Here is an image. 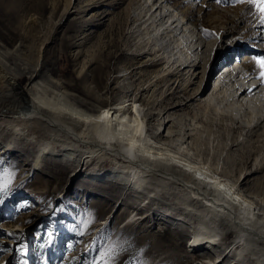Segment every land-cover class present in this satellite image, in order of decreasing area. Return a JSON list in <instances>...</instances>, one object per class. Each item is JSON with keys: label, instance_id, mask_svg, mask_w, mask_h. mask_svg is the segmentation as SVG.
<instances>
[{"label": "rangeland", "instance_id": "374dc122", "mask_svg": "<svg viewBox=\"0 0 264 264\" xmlns=\"http://www.w3.org/2000/svg\"><path fill=\"white\" fill-rule=\"evenodd\" d=\"M3 1L6 6L15 1L22 8L20 14L7 10L5 23L19 20L25 25L23 31L32 35L34 56L42 54L39 68L47 70L51 79L65 82L63 89L70 94L67 99L71 101L74 93L81 95L84 86L98 85L102 89L105 70H109L99 65L105 60L102 55L108 51L120 53L111 59L112 76L107 80L118 90L111 102L118 103L125 97L136 114L131 99L145 89L140 93L138 109L145 120V131L149 130L146 136L159 145L169 144L213 173L217 170L218 180L235 184L242 195L238 199L255 203L256 214L264 216V111L253 119L245 115L244 109L235 108L234 120H225L226 125L222 126L219 113L230 109L228 105L233 102L238 85L231 82H236L241 72L233 75L234 81L223 84L221 90L213 87L215 82L223 83L218 72L231 54L233 63L258 73L254 78L261 82L257 100L263 98L264 102V79L260 77L259 65L247 68L242 60L247 52L254 58L264 56V27L258 26L250 33L247 20L241 22L240 28L230 29L242 15L252 14L259 22L261 14L255 4H249L250 0ZM191 5L193 18L188 19L185 12ZM68 8L70 12L65 13ZM238 11L241 15H236ZM32 14L37 16V22L30 26ZM170 26L175 32L170 31ZM217 26L229 28L228 34L224 36ZM0 41L6 44L1 37ZM158 49L161 50L156 52ZM141 52L149 54L139 55ZM217 52L227 53L222 56L217 73L210 77ZM207 55L209 61L205 60ZM140 57L144 67L138 69L139 65L134 63ZM91 59L93 63H89ZM191 60H202L197 70L187 68L183 76H170L179 63ZM80 72L84 74L78 76ZM26 79L23 77L22 84ZM191 83L189 89L206 90L167 118L161 109L162 100L174 94L175 88L181 90ZM101 89L100 93L104 91ZM206 102L210 103L208 109L203 106ZM130 117L125 115L124 120ZM257 122L261 125L254 128ZM5 124L0 120V239L14 243L0 246V264L16 256L19 264H30V253L33 264H193L198 251L188 247V239L200 225L199 220L207 219L199 212L184 211L183 204L171 200L177 195L176 190L169 192L166 199L154 192L150 195L152 200L146 199L148 191L142 194L132 188L124 189L122 177L95 178L91 171L94 168L75 172L76 164L55 156L44 157L42 168L28 173L39 146L16 139L3 128ZM237 125L246 127L232 129ZM169 132L174 136L171 141L165 139ZM196 138L200 139L199 146L195 144ZM14 161L19 165H11ZM114 162L109 160L102 166L110 167ZM25 163H29L27 167ZM260 166L263 168L255 172ZM26 173L29 175L24 178ZM202 185L208 190L215 187L206 181ZM120 204L123 213L117 211ZM137 212L149 215L137 219ZM15 223L20 230L4 229ZM177 225L192 233H182ZM221 238V249L212 248L217 254L234 240L235 233L223 230ZM252 260L238 259L232 254L223 264H257Z\"/></svg>", "mask_w": 264, "mask_h": 264}, {"label": "bare ground", "instance_id": "6f19581e", "mask_svg": "<svg viewBox=\"0 0 264 264\" xmlns=\"http://www.w3.org/2000/svg\"><path fill=\"white\" fill-rule=\"evenodd\" d=\"M249 4L253 5L254 3L250 2ZM9 9L14 10L18 14L22 10L15 1H12L11 5L6 6L4 1L0 0V37L6 43L4 44L0 41V120L6 122L3 128L16 139L39 146L36 152L37 156L33 160L31 168L28 169V173L41 169L44 157L55 156L70 160L76 164L77 170L75 172L78 169L82 172L83 170L87 171L89 168H94L91 171L93 172L92 176L95 178L101 179L102 177L113 176L119 180L118 178L122 177L124 189L132 188L142 194L148 191L146 192L148 195L145 196L146 199L150 198L152 200L150 197L152 192L158 196L161 194L166 199L169 192L176 190L177 195H174L171 200L183 204L182 209L184 211H194L195 214L199 212L207 219H200V225L196 229L194 228L193 233L187 227L177 225V228L182 233H192L187 245L198 251L192 260L193 264H223L232 254L237 256L238 259L250 260V258H253L252 261L257 264H264V216L256 214L255 203H251L248 200L245 202L240 201L238 198H242V195H240L235 184L228 183V181L224 182L222 179L218 180L217 176H215L217 170H214L215 172L213 173L212 170L206 169L200 163L198 165L195 164L196 162L189 159L185 153L175 150L169 144L159 145L146 136V132L149 130L145 131V120L138 109L139 105H141L140 100H142V94L140 93L145 89H142L139 94L133 97L134 99H131L133 102L132 106H136V114L131 107L129 108V104L124 100L125 97L121 98L118 103L111 102L118 90L108 85L107 80L111 79L110 76H112L110 75L112 72L110 69L111 59L119 57L120 53L108 51L102 55L105 60L99 64L100 67L103 69L109 67V70H105V75L103 76V83L105 84L102 89L104 91L100 88L102 91L100 93L98 85L92 88L84 86L81 95L71 91L74 94L72 95L71 93L70 101L67 99L70 95L69 92L63 89L65 82L60 83L53 78L51 79L47 70L39 68L40 61L42 62V54L39 53L36 57L34 56L32 35L23 31L25 30V25H21L22 22L19 20H17V23H5V15H7V10ZM192 11L193 5L188 7L185 12L188 19L193 18ZM67 12H70L69 8L65 13ZM236 15H241L240 11L236 12ZM247 20L249 21L247 30L250 33H254L258 26L264 27V23L261 20L257 22L252 14H247L240 16L234 22V27L230 29L240 28L241 22H246ZM29 21L32 22L29 25L33 26L37 22V16L32 14ZM208 23L209 26H212L210 20H208ZM171 29L172 26H170V31H174ZM217 30L225 36L228 34L229 28L219 26ZM168 31H165L164 35ZM16 38H18L17 42H15ZM262 39H264V36ZM7 45H13V47L9 48ZM160 50L158 49L156 52ZM147 53L141 52L139 55H146ZM226 53L217 52L215 54L214 59L216 61L210 72V77L215 72L217 73L219 62H221L222 56ZM205 60L209 61L210 57L207 55ZM232 60L234 59L231 54L228 55L223 61L224 66H228V62L232 64ZM242 60L246 65L242 63L243 66L247 68L251 64L258 65L256 59L249 52L243 54ZM43 61L45 63V60ZM201 61L191 60L187 63H179L178 68L170 76H176L177 78L183 76L187 68H192L195 71L199 68ZM93 62L92 59L89 61V63ZM166 62L169 64V61ZM136 63L139 65L138 69L144 67L142 58L134 64ZM91 65L88 67H91ZM233 66H240L236 73L241 72V74L237 75L236 82H231L232 85L233 83L238 85H235L234 93L236 95L233 98V102H229L228 107L230 109H228V112H224L225 114L219 113L222 126L226 125L224 124L225 120H234V115H232L234 113L232 112H234L235 108L237 110L244 109L242 111L246 113L245 115L251 118L253 116L255 118L259 115L262 116L261 112L264 111L262 109L264 102H261L263 98L257 100L260 97L258 88L261 82L257 81L258 84L255 83L254 78L258 73L254 74V77L248 76L250 73H246L241 64L234 63ZM168 68L170 69V65ZM84 72L78 73V76H82ZM230 75L231 79L229 81H234L233 72ZM23 77L27 79L22 84ZM240 83L245 85L242 89ZM223 84L225 83L215 82L213 85L214 90L222 88ZM247 84L253 86H248ZM68 85L70 86L71 82ZM192 85L191 83L181 90L175 88L174 94L165 96L164 101L162 100V105H160L162 106L163 114H167V118L180 107H187L190 102L201 96L206 90H201V87L195 88V90L193 88L189 89V86ZM179 92L183 94L179 95ZM224 97L226 100L227 96ZM98 103L102 106L100 107ZM203 106L204 109H208L210 103L206 102ZM106 113L107 115H105ZM125 115L131 116L130 119L124 120ZM251 120L249 121L250 123H252ZM262 121L264 122V119ZM257 123L254 128L261 125L259 122ZM243 127L246 126L237 125L231 128L239 130ZM248 128L253 130V127ZM173 137L172 133L169 132L165 139L171 141ZM195 144H200V139L196 138ZM7 148L5 152L9 150V147ZM109 160L115 162L110 167L102 166L104 162ZM13 164L14 166L19 165L15 161L11 163V165ZM28 164L25 163L24 165L27 167ZM26 167L21 168L24 169ZM262 168L261 166L258 167L255 172ZM78 173L75 176H78ZM28 175L26 173L23 177L25 178ZM224 176H227V173ZM203 181L215 186L214 190H208L207 186L202 185ZM149 182L151 183L149 184ZM121 205H119L117 211L123 210V213L124 209H121ZM139 206L134 210L132 209L133 211L130 214L135 212ZM135 215L139 219L145 218L149 214L145 216V214L137 212ZM16 226V223L10 224L4 229L8 231L21 229L19 225L16 229ZM223 230L233 231L235 238L217 254V251L212 248L218 247L221 249V232ZM12 241L1 238L0 246L5 247L7 244L14 243ZM210 248L212 251H210ZM233 264L237 263L234 262Z\"/></svg>", "mask_w": 264, "mask_h": 264}, {"label": "snow or ice", "instance_id": "6c2138e0", "mask_svg": "<svg viewBox=\"0 0 264 264\" xmlns=\"http://www.w3.org/2000/svg\"><path fill=\"white\" fill-rule=\"evenodd\" d=\"M250 2L254 3L256 8L259 10L261 14V22L264 23V0H250ZM255 59H256V63L259 65L261 69L260 77L264 79V56H258ZM105 115H107V113Z\"/></svg>", "mask_w": 264, "mask_h": 264}, {"label": "trees", "instance_id": "16d2710c", "mask_svg": "<svg viewBox=\"0 0 264 264\" xmlns=\"http://www.w3.org/2000/svg\"><path fill=\"white\" fill-rule=\"evenodd\" d=\"M18 262H19V257L16 256V258H15L14 260H11V261L9 262V264H17Z\"/></svg>", "mask_w": 264, "mask_h": 264}]
</instances>
